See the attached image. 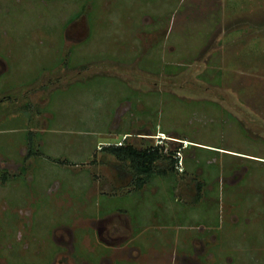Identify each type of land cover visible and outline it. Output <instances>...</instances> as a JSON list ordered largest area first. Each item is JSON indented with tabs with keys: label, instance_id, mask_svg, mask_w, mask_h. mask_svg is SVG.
<instances>
[{
	"label": "rangeland",
	"instance_id": "1",
	"mask_svg": "<svg viewBox=\"0 0 264 264\" xmlns=\"http://www.w3.org/2000/svg\"><path fill=\"white\" fill-rule=\"evenodd\" d=\"M0 184V264H264V0H0Z\"/></svg>",
	"mask_w": 264,
	"mask_h": 264
},
{
	"label": "trees",
	"instance_id": "2",
	"mask_svg": "<svg viewBox=\"0 0 264 264\" xmlns=\"http://www.w3.org/2000/svg\"><path fill=\"white\" fill-rule=\"evenodd\" d=\"M102 149L119 161L118 166L115 163L114 165L118 167L123 177L129 174L132 175V182L139 189L155 175H169V170L174 171L178 162V156L173 158V155L164 154L163 147L159 145L140 147L132 142H123V144L119 145L108 144L103 146ZM165 158L170 160L171 166L158 167V162ZM201 185L200 182L197 183L196 201L200 198L199 189Z\"/></svg>",
	"mask_w": 264,
	"mask_h": 264
},
{
	"label": "crops",
	"instance_id": "3",
	"mask_svg": "<svg viewBox=\"0 0 264 264\" xmlns=\"http://www.w3.org/2000/svg\"><path fill=\"white\" fill-rule=\"evenodd\" d=\"M23 169H25V168L21 167V169H16V171H10V170H12V168H10L9 170L7 169V171L4 172L5 173L4 174L5 177H3V179L5 180L4 183L6 184L7 182H9V183L10 182H14V184H16L18 187H21L20 184L25 185V183H27V182L30 181L29 186L32 187L33 186V183L32 182H33L34 178H33L32 174H31V177L29 179H27V177H26L27 176V174H26L27 172L26 173H21ZM29 169H28L29 171H31V170L34 171V168L32 169L30 167ZM5 184H0V185L4 186ZM147 184H149V183L147 182L141 189H143V190L145 189L146 190L145 187H147ZM17 186H15V187H12L11 186V187L12 188H16ZM14 195H17V198L19 197V198L24 199L25 202L28 203V207L29 206L32 207V208L31 207H29V208H31V209L35 208V211L36 212L35 213H32L30 215L31 217H34L35 215H37L38 213H40L39 210H42L41 207L39 208V205H37L38 203H36V201H38V200L36 198L32 197L33 194L30 195V192H28L26 189L23 191V190H20V188H18V189H16V193ZM144 195H147V193L145 194V192H144ZM147 196L150 197L149 195H147ZM142 197H144V196H142ZM30 198H31V200H34L35 201L36 206L30 205V203H29ZM163 199L165 200V198H163ZM19 203H20V201H18V205H17V202L14 203V206L15 207H13L12 209H10V211L7 213L8 216H11L10 214H13L14 213L13 214V218L14 217L17 218L16 217L17 215H18V218L20 216H23L24 217V215H20L19 212H18V214H16V212H17L16 209L18 208V206H20V207H24L25 206L24 204H22V203L19 204ZM50 204L52 205V203H50ZM1 206H2V210L0 211V215H1V217H4V216H6V214H4V211L3 210H6V207L8 206V202L5 201L4 203H1ZM23 209H25V208H23ZM121 209H123V208H121ZM11 210H12L13 213L11 212ZM15 214H16V216H15ZM150 215L151 216H154L153 214H150ZM132 216L134 217L133 218V221H138V220L141 219L140 213H138V212L137 213H133ZM156 218H158V215H156Z\"/></svg>",
	"mask_w": 264,
	"mask_h": 264
},
{
	"label": "flooded vegetation",
	"instance_id": "4",
	"mask_svg": "<svg viewBox=\"0 0 264 264\" xmlns=\"http://www.w3.org/2000/svg\"><path fill=\"white\" fill-rule=\"evenodd\" d=\"M122 175L121 174H117V177L119 178V179H121L122 177H121ZM114 215V214H113ZM113 215H110V217L109 218H111ZM101 232L99 231V233H98V235H101L100 234ZM116 238V237H115ZM103 242V241H102ZM112 248V247H111ZM112 250H115L114 248L112 249ZM111 252H113V251H111ZM115 253V252H114ZM143 258V257H142Z\"/></svg>",
	"mask_w": 264,
	"mask_h": 264
},
{
	"label": "built area",
	"instance_id": "5",
	"mask_svg": "<svg viewBox=\"0 0 264 264\" xmlns=\"http://www.w3.org/2000/svg\"><path fill=\"white\" fill-rule=\"evenodd\" d=\"M179 154H180V152H179Z\"/></svg>",
	"mask_w": 264,
	"mask_h": 264
}]
</instances>
